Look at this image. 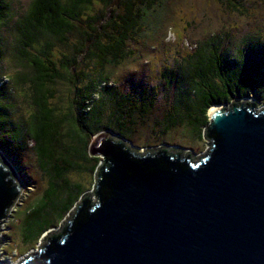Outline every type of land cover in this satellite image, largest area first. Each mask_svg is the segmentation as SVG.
Segmentation results:
<instances>
[{
  "label": "trees",
  "instance_id": "trees-1",
  "mask_svg": "<svg viewBox=\"0 0 264 264\" xmlns=\"http://www.w3.org/2000/svg\"><path fill=\"white\" fill-rule=\"evenodd\" d=\"M162 1L31 0L16 27V55L26 70L10 73L4 68V31L11 29L12 3L0 0V146L3 157L12 160L16 169V153L32 149L48 178L44 193L24 216L20 229L24 244L33 246L75 206L69 219L73 217L81 204L78 199L88 197L87 189L68 177L70 171L98 173L108 167L89 154L93 135L110 129L127 140L135 125L145 123L165 91L173 89L175 98L163 116L164 124L158 130L161 137L187 121L191 132L206 138L207 112L213 104L231 108L247 103L239 99L250 94L255 95V102L264 100V41L260 35H246L232 51L224 47L225 38L212 37L183 61L161 64L145 85L121 89L118 80H111L110 67L134 53L132 45L144 30L146 12ZM222 1L242 13L261 0ZM74 37L68 54L57 55L56 46H67ZM62 80L73 87L65 115L50 105L54 86ZM20 89L23 96L29 92L32 97L34 110L26 118L13 117ZM120 138L114 141L121 143Z\"/></svg>",
  "mask_w": 264,
  "mask_h": 264
},
{
  "label": "water",
  "instance_id": "water-1",
  "mask_svg": "<svg viewBox=\"0 0 264 264\" xmlns=\"http://www.w3.org/2000/svg\"><path fill=\"white\" fill-rule=\"evenodd\" d=\"M256 102L214 104L208 149L196 160L165 146L137 152L99 133L89 153L108 167L96 170L92 193L17 264H264V107ZM2 155L0 223L22 187Z\"/></svg>",
  "mask_w": 264,
  "mask_h": 264
},
{
  "label": "rangeland",
  "instance_id": "rangeland-1",
  "mask_svg": "<svg viewBox=\"0 0 264 264\" xmlns=\"http://www.w3.org/2000/svg\"><path fill=\"white\" fill-rule=\"evenodd\" d=\"M30 2L31 0H11L13 11L11 29L4 31V38L7 43V54L4 59L6 72H25L26 70L21 63L19 64L16 55L18 43L16 27L20 20L24 19ZM94 8L96 10L98 6H94ZM146 13L147 15L143 21L144 30L141 36L139 35L136 38L137 44L132 45L134 53L116 67H110L109 70L111 80H118L121 89L125 85H145L151 73H156V69L161 64L164 62L171 63L173 59L179 62L183 61L187 54L193 53L197 46H203L212 37L225 38L224 47L231 51L246 35H260L264 41V0H261L253 7H249L242 13L222 0H164L160 6H156L151 11L148 10ZM76 37L69 38L67 46H56V50H59L57 55H60L61 52L68 54L70 44H73L72 42L77 39ZM23 86L26 87L27 84L24 83ZM54 89H56V92L55 96L50 100V105L54 106L58 113L65 115L70 100L73 99V87L69 82L62 80L58 81ZM16 97L18 109L14 112L15 116L13 117L18 118L20 115L22 118L29 117L34 110L31 95L28 92L23 96V92L20 89L17 91ZM174 98L175 91L173 89L167 93L165 91L158 98V103L151 110V113L146 117L145 123L141 122V125L140 123L135 125L134 131L127 140H123L120 135L110 129L97 132L93 135L92 140L99 133L107 132L122 139L131 148H135L137 152H142L146 148L165 146L167 148L181 149L180 156L182 157L189 152L194 160L198 159L208 149L206 143L209 140L205 137L199 138L195 132H191L187 121L181 122L178 127L170 129L164 137L158 134V130L164 124L163 116L166 113V109ZM254 99L255 95L250 94L248 97L239 99V102L244 100H253L255 102ZM234 101L237 100L235 99ZM215 105L229 108V104ZM222 106L219 107L221 108ZM255 106L256 110L262 109L264 100H257ZM160 124L161 126L159 127ZM30 145H32V142L29 143L28 147ZM0 151L3 154L5 152L1 149V146ZM16 156L18 157L17 169L13 165L12 160L7 158V156L4 157L13 166L14 172L17 173L22 183L18 195L0 223V259L4 260L5 264H17L20 259L38 250L47 235L57 231L75 207L73 206L70 209L58 226L46 230L33 246L24 244L20 230L24 216L27 209L44 193L47 188L48 178L39 164H37V158L32 149L20 151L16 153ZM90 156L99 157V165L102 164L103 156L101 154H90ZM95 175L96 171L78 172L73 170L69 172L68 177L73 182H80L87 189L85 193L90 194L93 191ZM80 199H78L77 203Z\"/></svg>",
  "mask_w": 264,
  "mask_h": 264
},
{
  "label": "bare ground",
  "instance_id": "bare-ground-1",
  "mask_svg": "<svg viewBox=\"0 0 264 264\" xmlns=\"http://www.w3.org/2000/svg\"><path fill=\"white\" fill-rule=\"evenodd\" d=\"M251 101V100H250ZM217 106L212 105L210 109H215Z\"/></svg>",
  "mask_w": 264,
  "mask_h": 264
}]
</instances>
